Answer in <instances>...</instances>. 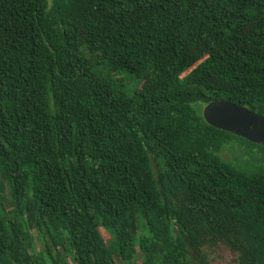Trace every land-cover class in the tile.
I'll use <instances>...</instances> for the list:
<instances>
[{"label":"trees","instance_id":"obj_1","mask_svg":"<svg viewBox=\"0 0 264 264\" xmlns=\"http://www.w3.org/2000/svg\"><path fill=\"white\" fill-rule=\"evenodd\" d=\"M215 101L264 117V0H0V264H264V147Z\"/></svg>","mask_w":264,"mask_h":264},{"label":"water","instance_id":"obj_2","mask_svg":"<svg viewBox=\"0 0 264 264\" xmlns=\"http://www.w3.org/2000/svg\"><path fill=\"white\" fill-rule=\"evenodd\" d=\"M204 122L219 131L264 147V117L229 102H211L202 109Z\"/></svg>","mask_w":264,"mask_h":264},{"label":"rangeland","instance_id":"obj_3","mask_svg":"<svg viewBox=\"0 0 264 264\" xmlns=\"http://www.w3.org/2000/svg\"><path fill=\"white\" fill-rule=\"evenodd\" d=\"M130 77V76H128ZM126 78V77H124ZM140 82L138 79L135 78H128V80H126L125 82V88L126 91L131 94L134 92V90H136V88H138ZM205 106L202 107V109ZM224 159H227L229 161H233V157H231V154L228 150L224 151L223 154ZM7 199H8V195H6ZM32 236L34 238L33 240V245H34V250L35 253H38L42 250V244L40 243L39 239L36 237V234L33 232ZM108 238V236H107ZM42 263L44 264H48V262L45 260V258H43ZM208 264H235V257L228 252L227 249L220 247L218 249H216L215 251L211 252V254L208 256Z\"/></svg>","mask_w":264,"mask_h":264}]
</instances>
